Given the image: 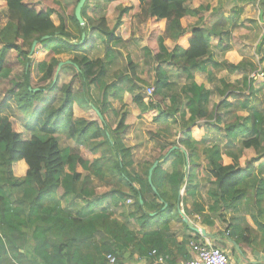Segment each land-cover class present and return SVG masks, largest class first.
I'll list each match as a JSON object with an SVG mask.
<instances>
[{
  "label": "trees",
  "instance_id": "16d2710c",
  "mask_svg": "<svg viewBox=\"0 0 264 264\" xmlns=\"http://www.w3.org/2000/svg\"><path fill=\"white\" fill-rule=\"evenodd\" d=\"M0 1L7 12L0 28V69L8 73L2 55L15 50L23 73L19 82H13L16 90L12 88L10 92L20 114L26 119L35 115L36 120L28 139L14 130L8 119L0 121V264H106V254L121 259L129 248L140 256L147 255L156 251V236L168 229V220L156 225V216L176 208L182 185L186 214L210 222L213 216L238 213L245 207V216L252 222L249 227L258 232L256 242H264V106H252L258 95L264 99V80L254 86L255 79L249 77L264 58V30L255 47L258 62L230 54L212 64L215 71L241 72L240 85L221 80L222 87L205 88L193 80L192 70H205L212 34L186 22L188 15H197L204 9L191 8L190 0H95L96 9L103 11L98 16L86 13L91 0H85L81 8L84 25L79 24L73 12L78 0H42L47 5L44 10L24 0ZM60 2L71 5V13L65 14ZM141 12L149 22L142 51L156 61L151 95L156 102L149 101L141 91L133 94L136 81L147 83L137 77L131 55L127 56L126 73H114L115 79L109 84L104 80L105 60L116 58V48L132 38L131 19ZM161 23L165 24L167 37L175 41L171 50L164 44L165 38L158 36ZM82 32L85 39L80 42ZM45 35L48 38L42 39ZM34 40L37 49L48 52L47 59L35 63L42 83L38 87L29 82L32 59L28 55ZM60 61H68L63 67L73 69L82 85L83 100L100 113L101 120L73 119L77 95L71 93V82L60 87L57 105L40 103L44 91L59 88L55 69ZM166 63L182 70L181 87L162 68ZM91 88L98 91L97 96L92 95ZM125 90L138 105L139 117L156 120L161 132H156L157 155L137 161V170L132 166L130 148L118 137L124 128V114L114 128L106 114L108 97L121 98L117 92ZM215 94L223 98L210 109ZM244 109L248 110L246 116H238L237 111ZM226 113L230 120L222 124ZM172 125H177L180 132L171 141L162 131L168 133L174 129ZM57 131H66L77 145L89 150L106 147L109 155L90 162L69 148H61ZM99 137V142L90 143ZM181 146L182 151L178 148ZM247 150L254 155L248 157ZM185 153L190 169L187 175ZM200 155L202 163L197 164ZM20 160L27 165L22 177L15 176L12 170L13 163ZM156 160L161 161L152 171L150 184L148 169ZM77 167L89 171L105 186H88ZM193 168L200 169V182L208 184L205 195L211 200L209 204L202 198L197 200L200 182L195 180ZM128 198L130 209L125 205ZM164 202L167 206L162 210ZM152 222L154 228L148 230Z\"/></svg>",
  "mask_w": 264,
  "mask_h": 264
},
{
  "label": "crops",
  "instance_id": "0c3cea01",
  "mask_svg": "<svg viewBox=\"0 0 264 264\" xmlns=\"http://www.w3.org/2000/svg\"><path fill=\"white\" fill-rule=\"evenodd\" d=\"M218 1L222 2V0H218ZM233 1L235 2L234 4H235V6H237V8L232 7V9L235 11L233 14L230 15V17L224 18V17H222L220 11L219 12L216 11L215 14H213V16H212V17H214V20L212 21L213 24L211 26H209L207 23H204L203 21L199 22L200 20H198L199 23L195 24V25H199V26L203 27L205 30H207L208 32H211V34H212L210 36V44H211L210 52H209V55L204 60L205 61L204 62L205 70H199V69H193L192 70L193 80L197 84H199V82L197 81L198 76H201L202 78H204V80L206 82H208L209 80L212 81V78L216 77V76H218L217 79H219V80H226V78H227L226 74H239V76L241 78L242 73L239 71H236L233 73H229L228 71H223V72L220 71V74L219 73L217 74L215 69L212 67V64L221 62L222 60H224L226 58V56H230V54L235 56L236 51H235L234 46H232L230 44V42L228 41L229 37L227 36L226 33L222 34L221 32H219V31H222L223 27H220V28H219V26L216 27L215 24L221 20L230 21L233 18L235 19V17L238 18L240 16V13L242 10L241 7L239 8V5H241V3L243 4V6H245V10L251 11V8H254L257 11H259V13H261V17L263 16V19H261V20H263L262 24H260L259 20L258 21H255V20L252 21L251 20L250 23H252L254 25V27L256 28L257 31H259V29H262V33H263V30H264V0H261L262 1L261 6L257 4V7H253L255 0L254 1L253 0H233ZM257 1H260V0H256V3H257ZM0 3H2V7L4 9H6L4 3L1 1H0ZM97 3H98L97 1L91 0L89 7L86 10V13L89 16H98L103 12L100 9L99 10L96 9ZM101 6L102 5H100V7ZM258 6H260V7H258ZM190 7H191V5H190ZM191 8H194V6ZM197 15H193V16H197ZM203 15H205V13ZM200 18H201V16L198 19H200ZM143 22L146 26L145 35H141L138 33L139 29H138L137 23H140V25H142ZM131 29H132V38L128 40V43L125 46L116 48V50L118 51L117 52L118 55L116 54L117 57L113 58V59L105 60L106 75L104 77V80L107 84H109L110 82H112L114 80V73H116V72L126 73L128 71V69H127L128 66H124L119 61V57H121V51H122V49H124V50L128 51L127 54L125 55L126 58L128 55L131 54L132 55L131 59L134 62H136V63L139 62V64L141 63L140 65H143V68H141V69L138 68V69H136V72H135L138 78H140L141 80H143L147 83L146 85H144L140 82H136L135 85L137 86L138 90L142 91V89L146 88L143 86L149 85L150 75H151V78L153 79L154 67L156 66V61L152 62L151 57L148 55L145 56L143 51H142V47L146 46V39L148 37V32H149L148 17L145 16V14L143 12L134 16L131 19ZM262 33H260V35H259L260 37H261ZM260 37H259V39H260ZM259 39L257 38L256 44L258 43ZM97 40H98L97 47L100 48V46H99L100 37H98ZM164 44L166 45L167 48L170 47L168 49L171 50L174 47L175 41L168 37V39H166L164 41ZM256 44H255V46H256ZM47 54H48V52H47ZM153 55H154V52H152L151 56L153 57ZM262 62H264V58L262 59ZM119 64H120V67H119ZM163 66L172 67L174 69L175 76L169 75L170 80L173 83H176L178 87H181L184 83V78L182 77V70L180 68H178L176 65H174L173 63H166V64H163ZM60 69H62V68L60 67ZM6 74H8V73H6ZM56 74H58V73H56ZM146 75H147V77H146ZM240 78H238V79H240ZM77 80H78V83H80L79 94L78 95L76 94L78 97V96L82 95V93H80V91L82 90V85H81V82L79 81V79H77ZM152 83H153V80H152ZM254 83H255V81H254ZM260 83L261 82H259L257 86H259ZM199 85L204 86V84H202V83H200ZM204 87L207 88L206 86H204ZM215 87H218V88L222 87L221 81H219L218 83H215L212 86V88H215ZM10 90H11L10 88L7 90V92H8L7 95L13 96V94L10 92ZM97 93H98V91L94 90L95 96H97ZM108 93H110V92H108ZM117 93H119L121 95H124V94L130 95L129 91H127V90L123 91L122 93H121V91H118ZM215 95H218V94H215ZM111 98L112 97L109 98L110 102L112 101V99H117V98H112V99ZM80 100H81V98H80ZM80 100L74 101V104L77 103L79 106H81L82 104L80 103ZM82 100H83V98H82ZM260 100L263 101L264 99L262 97H258L257 101H260ZM59 101H60V92H59V88H58L54 91H45L44 94H42L40 103L42 105L44 104V105L52 106V105H57L59 103ZM8 104L9 103L7 102V98L3 97V99H0V105H2V107H3V108L2 107L0 108L1 114H3V113L9 114V111H7L4 108V106L8 105ZM111 105L113 107V104H111ZM254 105H256V104H254ZM263 105H264V101L262 102V106ZM109 108L107 110H109ZM210 109H211V107H210ZM238 112L239 111H237V113ZM7 114H5L4 116H7ZM4 116H3V118L8 119L7 117H4ZM135 117L137 119L142 120V121H147V122L149 121L148 123H150L151 125H154L152 127L154 129H156V126H157L156 120L151 123L152 119L148 120V119H144L141 117L139 118L138 114H136ZM174 117L179 118V115H175ZM171 118L172 117H170L169 120H171ZM172 126L174 127L173 131L175 132V136L176 135L178 136L180 130L177 129V125H172ZM59 133H62V131H57V134H59ZM154 136L155 137H153V138H155V140H156V134ZM131 157H132V153H131ZM142 157L147 159L146 156H142ZM185 157L187 160L185 173L187 175L189 173L190 169L188 166V163H189L188 162V155L186 153H185ZM132 159H133V157H132ZM202 159H203V156L200 155V159L197 162V164H201L202 162H200V160L202 161ZM156 161L160 162L161 160H156ZM134 163H135V161H134ZM167 169H168V171H170L169 167H167ZM12 170H13L14 175H16V176H18V175L24 176L26 174V171H27V165L23 160H20V161L13 163ZM135 170H137V169L135 168ZM191 171H193L196 174L195 180H199V182H200V178H199V175L201 173L200 169L199 168H193V170L191 169ZM207 186H208V184H206L205 182H200V184L198 185V188H197L198 191L200 192V194L203 197H205V198H203L204 201L207 200L206 195L204 194V192H206ZM203 190H204V192H203ZM184 193H185L184 192V185H182L179 189V192H178V204L176 205V208L173 209L171 212H167V211L160 212L156 216V225H157V222H162L163 220H168V223H167L168 229L165 230L164 232H162V234H160L159 237L156 236L155 254H152V251H151L147 255L140 256V254H138V252L136 250H131L129 248L127 251H125V253L123 254V257L121 259L116 258V262L114 264H183L185 261L195 258V251L192 247L189 246L190 240H195V241L196 240H210V241H212L214 244L218 245L219 247H221L226 252V254L228 256L229 264H264V248H263L264 242L262 244H260L259 242H256V241H258V239L256 238L258 236V232L252 231L251 228L249 227V225H252V222L250 221L248 216H245L246 218L244 221H240L236 218L234 220V218H232V214H234L236 212L232 211V212L223 213L224 216H222V217H214L213 216V217H211L210 222L202 221L198 215L186 214L184 207H183V203H182V197L184 196ZM205 203L207 204V202H205ZM129 204H131V199L128 198L125 201V205L128 206V208H129ZM166 206H167V204L165 206L163 204L162 210L165 209ZM182 215H184L187 218L188 222L190 221L194 227L203 228L207 233L213 235V238L204 237L199 233H198L199 235L197 236V234H196L197 232H195L194 230H192L190 228L188 223L184 221ZM154 225H155V223H153V222L151 224H148V230H152L154 228ZM236 226L240 228V230H239L240 232H238V230H236L237 229ZM249 230H251V231L249 232ZM130 247H132V246H130ZM106 264H109L108 261L106 262Z\"/></svg>",
  "mask_w": 264,
  "mask_h": 264
},
{
  "label": "rangeland",
  "instance_id": "374dc122",
  "mask_svg": "<svg viewBox=\"0 0 264 264\" xmlns=\"http://www.w3.org/2000/svg\"><path fill=\"white\" fill-rule=\"evenodd\" d=\"M24 1L29 6L35 7L37 9L44 10V9H46V6H47L46 4H44V2L42 0H24ZM261 2L262 1L260 0V1H257V3H256V0H255L253 7H257V4L261 6ZM60 3L61 4L59 6L65 12V14L68 15L69 13H71V10H72L71 5L66 6L62 2H60ZM234 3L235 2L233 0H225V1L222 0V2L218 1V0H190L189 4L191 5V7H193V6H194V8L204 7V9H202V11H200L197 16H193V15L189 16L188 15L186 17V22L189 23L190 25H195V24L203 21L204 23H207L209 26H211L213 24L212 21L214 20V17H212L213 14H215L216 11H218V12L220 11L222 17H224V18L230 17V15L233 14L235 11L232 9V7L237 8V6H235ZM206 5L208 6L207 8H205ZM260 6H258V7H260ZM240 7L242 8V10H241L240 16L238 18L235 17V19H234L232 17L233 19H231L230 21L221 20L218 23H216L215 25H216V27L219 26V28L223 27L222 31H219V32H221L222 34L226 33L227 36L229 37L228 41L230 42V44L232 46H234L235 51H236L235 57H238L241 59L247 58V60H250L252 62H258L259 57L255 51V47H256L255 44L257 42V38L259 39V37H260L259 36L260 33H262V29H259V31H257L256 28L254 27V25L252 23H250V21L251 20L252 21L253 20L258 21L259 20L260 24H262L263 20H261V19H263V16L261 17V13H259V11H257L254 8H251V11L245 10V6H243L242 3H241V5H239V8ZM204 13H205V15H203ZM6 14H7L6 9H4L2 7V3H0V27L3 26V24L6 21ZM200 16H201V18L198 19ZM52 18H53L54 22L56 24H58V18L56 16V14H53ZM198 20H200V21L198 22ZM137 24H138V29H139L138 33L141 35H145L146 26H145L144 22L142 25H140V23H137ZM158 36L164 37L165 40L168 39L167 29H166L164 23L160 24ZM0 48H1V45H0ZM168 48H170V47H168ZM29 50H30V48H29ZM127 52L128 51L122 49L121 57H119V61L124 66H128V64H129L128 63L129 60L125 57ZM261 54L264 55V47L261 50ZM47 55H48L47 50L37 49V47H35V49L31 55H28V57H30L32 59L31 68H30V77H29V82H30V85L32 87H38V86L42 85V83H40L38 81L40 73H38V71L36 70L35 63H37L41 60L47 59L48 58ZM2 57L4 60V65L8 67V74H6L5 72H3L0 69V99H3V97L7 98V102L9 104L5 105L4 108L7 111H9V114H7V113L1 114L0 113V121L3 118V116L5 114H7V116H4V117H7L9 119V121L11 122V124L13 126V129L16 130L17 132H21L22 137L24 139H28V137L30 136V131L33 129L32 127L34 126V124L36 122L35 115L32 116L31 118L26 119L25 116L23 114H20V112L17 109V103H16L15 96L14 95L13 96L7 95V93H8L7 90L9 88L10 89L14 88L13 82L14 81L19 82L21 80L22 73H23V64L18 62L16 52L13 49L8 50L7 52L3 53ZM132 62L136 63L133 60H132ZM140 64H139V62L135 64L136 65L135 70L138 68L139 69L143 68V65H140ZM63 65L64 64L61 65L62 69L58 70V72H57L59 74V77H60L59 81H58L59 89L62 85L66 84L68 82H71L70 87H71L72 95H75V94L78 95L80 83H78L77 77L74 76L75 72L69 66L68 67H62ZM119 67H120V64H119ZM162 68L166 71V73L168 75H174L175 76V74H174L175 71L172 67H168V66L165 67L162 65ZM216 73L220 74V71H216ZM226 76H227L226 80H223L225 82L227 81L226 83H231V84L234 83V85H237V86L240 85L241 78H240L239 74H226ZM146 77H147V75H146ZM249 77L255 79V83H254L255 86H257L259 82L263 81L264 80V62H262V61L258 62V70L253 72ZM197 78H198L197 81L199 82V84L202 83L207 88H212V86L215 83H218L219 81H221V80L217 79L218 76L213 77L212 81L209 80L208 82H206L204 80V78H202L201 76H198ZM238 78H240V79H238ZM153 79H154V77H153ZM153 79L151 78V75H150L149 85L143 86V87H152L153 88V85H152ZM133 86H134V92H133V94H134L139 90L137 88H135V87H137L136 85H133ZM144 89H142V91ZM15 90H16V88L13 89V91H15ZM142 91H141V93L144 96H146L149 101L153 100L156 102V98L151 97L152 93L149 96V94L146 93V89L143 92ZM44 92H43V94H44ZM59 92H60V90H59ZM81 92H82V90L80 91V93ZM90 92H92L93 96H95L93 88H91ZM60 93H62V92H60ZM79 97L81 98V100ZM258 97H262V95H258ZM82 98H84L83 95L76 97V100H80V103L82 104L81 106H79L77 103H75V104L73 103V119H84V120H89V121L90 120H95V121L99 120L100 118H99L98 114L96 113V110L91 108L90 102H84V100H82ZM91 98H93V97H91ZM109 98L110 97H108V100H109ZM222 98H223L222 95L221 96L220 95L219 96L213 95L209 106L211 107L213 104L214 105L218 104ZM263 101L262 100L257 101V98H256L254 100V104H256L255 107H261ZM111 104H113V107ZM254 104L252 105L253 107H254ZM214 105L212 106V108L214 107ZM1 107H2V105H0V108ZM111 110L115 111L116 115H114L113 112H111ZM215 111H217V106H215ZM247 111H248L247 109L246 110L244 109L242 111H239L237 113V115L238 116H246V114L248 113ZM106 114H108L110 124L112 125L113 128L117 125V122L119 121L120 117L124 114V121H123L124 128L123 129L121 128V130L118 133V137L120 138L122 144L125 147L130 148V152L132 153L133 160L135 161V163L132 165L134 168L137 169V167L135 165L137 161L143 162L145 160H149L151 156L156 155L155 148H156V142L157 141L155 140V138H153V135H155L156 132L161 134L160 129L158 126H156V129H154L152 127L154 125H151L150 123H148L149 121L148 122L142 121V120L137 119L135 117L136 114H138V116H139V107L132 100L131 94L130 95L124 94L121 96V98L112 99V101L110 102V108H109V110L106 111ZM229 116L230 115L227 113L224 115V119H223L222 124H225L227 121L230 120ZM152 122L153 121H151V123ZM27 125L29 127H27ZM97 125L99 127L98 123H97ZM162 133L169 135L170 136L169 140H171V141L174 140L177 136V135L175 136V132L173 130L168 131V133H165L164 131H162ZM106 135H107V133H106ZM55 136H56L57 141L59 143V146L61 148H69L71 153L80 155L83 158H85L86 160H89L90 162L96 158L100 160V158H103L105 156L108 157V155H109L106 147H101L98 150H89V149L85 148L84 145H81V144L77 145L73 141V139L67 135L66 131H63L62 133H59V134L56 133ZM100 140H101V137H99L97 139H91L90 143L99 142ZM174 147L175 146H173V148ZM246 154L248 157H252L254 155V153L251 150H247ZM142 156H146L147 159L142 157ZM200 162H202V161L200 160ZM77 171L81 173L82 180L88 186L94 187V188H101V187L105 186L103 181H100L97 177H95L89 171L83 170L81 167H77ZM18 176H21V175H18ZM203 192H204V190H203ZM204 194H205V192H204ZM201 198L203 199L205 197L200 195V198L197 200L200 201ZM205 202H207V204H209L211 202V200L207 199L203 203H205ZM81 203L82 202L79 201V204H81ZM246 212H247V210L244 207V209H242V211H239L238 213L232 214V218H234V220L236 218L240 221H244L246 218L245 217ZM28 264H30V263H28Z\"/></svg>",
  "mask_w": 264,
  "mask_h": 264
},
{
  "label": "built area",
  "instance_id": "2783aa9c",
  "mask_svg": "<svg viewBox=\"0 0 264 264\" xmlns=\"http://www.w3.org/2000/svg\"><path fill=\"white\" fill-rule=\"evenodd\" d=\"M146 93L151 95L153 88L146 87ZM189 246L195 251V258L185 261L183 264H229L226 252L210 240H190ZM155 254V251H152ZM106 260L109 264L116 262L115 255L106 254Z\"/></svg>",
  "mask_w": 264,
  "mask_h": 264
},
{
  "label": "water",
  "instance_id": "95a60500",
  "mask_svg": "<svg viewBox=\"0 0 264 264\" xmlns=\"http://www.w3.org/2000/svg\"><path fill=\"white\" fill-rule=\"evenodd\" d=\"M84 2H85V0H78L77 3H76V5H75V7H74V11H73L75 18L77 19V21L79 22L80 25H84V20L81 17V8H82ZM45 38H48V36L45 35V36L42 37V39H45ZM84 39H85V32H82L81 35H80V40L79 41L80 42H83ZM36 44H37V41L36 40H34L31 43L30 50H29V55H31L32 52L34 51V49L36 47ZM64 63H68V61H66V62L60 61V62H58L57 66H56V69H55V74L58 72V70L60 69L61 65L64 64ZM96 113L98 114V116H99V118L101 120L102 119V116L100 115V113L97 110H96ZM176 147L177 146H175L174 148H176ZM178 148L181 151L183 150L182 147H178ZM157 163H158L157 161H154L153 164L148 169L147 179H148V182L150 184H151V174H152L153 169L156 167ZM152 188H153V190H155V187L154 186H152ZM165 205H166V203L164 202V206ZM182 217H183L184 221L188 223V225L190 226V228L192 230H194L195 232L201 234L204 237L213 238V235L207 233L203 228L194 227L190 221L188 222L187 218L184 215H182Z\"/></svg>",
  "mask_w": 264,
  "mask_h": 264
}]
</instances>
